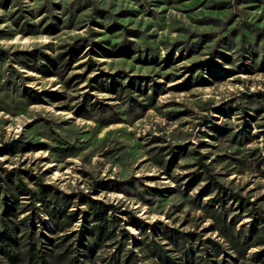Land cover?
<instances>
[{
  "label": "rangeland",
  "instance_id": "374dc122",
  "mask_svg": "<svg viewBox=\"0 0 264 264\" xmlns=\"http://www.w3.org/2000/svg\"><path fill=\"white\" fill-rule=\"evenodd\" d=\"M113 43L122 52L103 50ZM72 45L61 77L19 62L23 51L53 58ZM210 57L212 68L198 66ZM107 74L146 94L127 103L100 91ZM4 169L33 189L41 181L134 212L176 264L185 259L158 227L194 233L192 255H205L198 238L221 242L196 197L209 175L253 203L225 204L237 228L250 230L257 209L264 225V0H0V177ZM125 229L123 255L142 239ZM115 246L98 250L95 264ZM146 247L130 264H162Z\"/></svg>",
  "mask_w": 264,
  "mask_h": 264
},
{
  "label": "trees",
  "instance_id": "16d2710c",
  "mask_svg": "<svg viewBox=\"0 0 264 264\" xmlns=\"http://www.w3.org/2000/svg\"><path fill=\"white\" fill-rule=\"evenodd\" d=\"M92 44L100 46L96 42ZM74 50L75 46L72 45L69 51L58 53L53 58H48L44 54L37 57L36 51H23L20 53L22 57L19 62L25 67L35 68L45 76L61 77L73 62L71 55L74 54ZM103 50L117 54L123 49L119 44L113 43L110 49L103 48ZM37 59L41 60L38 67L35 66ZM198 66L207 70L212 68V57L198 62ZM107 75H109L107 83L100 80L96 82L97 88L102 92L114 94L120 99L125 98L127 103L135 101L133 92L140 96L146 94L144 88L132 81V78L123 83L119 76H116L117 74ZM94 79L96 78H92ZM34 98L37 100L35 103L39 102V98ZM80 110L86 112L83 106L77 109L78 112H81ZM209 128L215 132L222 129L219 126ZM3 171L4 174L0 177V264H17L24 260L32 261V264H88L89 262L95 264L98 250L104 246H115L118 242L119 245L113 247L115 250L106 256V259L102 256L97 257L102 264H130L134 257L133 250L143 246H147L151 256L157 257L160 263L176 264L167 255V250L162 248L164 244L153 242V233L150 236L151 234L146 232L145 222L134 212L117 209L115 204L92 198L82 192L66 193L41 181H35L36 188L33 189L23 182L20 174L15 173L14 169ZM188 176L191 178V183L197 179L196 173H189ZM207 178L206 185L196 196L200 201L198 207L204 211L205 218L212 221V230L217 232L221 242L198 238L197 241L205 250V255H192L189 244L194 240V233L158 227L157 236L159 239L167 240L185 259L186 264H264V225H261L262 218L259 215L261 209L255 210L254 213L249 211V217L253 219L250 230H244L243 226L237 228L240 219H228L225 204L234 200L238 201L242 208H247L253 203L227 190L212 175ZM102 183L107 189L119 190L117 187L119 183L113 179ZM22 196H27L28 203L20 201ZM204 196L209 197L201 205V198ZM80 206H84L85 211L80 223H77V216L81 212ZM21 215L23 216L20 217ZM36 217H45V225L43 224L45 227H37L34 222ZM26 223L30 224L29 228L25 227ZM21 225L24 226V235H19ZM127 225L138 227L142 239H132L133 249H129L123 255V247L128 240L125 229ZM252 248L255 250L249 252Z\"/></svg>",
  "mask_w": 264,
  "mask_h": 264
}]
</instances>
